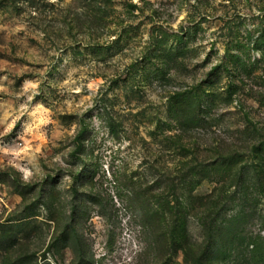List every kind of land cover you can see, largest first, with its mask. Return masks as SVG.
Instances as JSON below:
<instances>
[{"label":"rangeland","instance_id":"rangeland-1","mask_svg":"<svg viewBox=\"0 0 264 264\" xmlns=\"http://www.w3.org/2000/svg\"><path fill=\"white\" fill-rule=\"evenodd\" d=\"M262 144L264 0H0V264H264Z\"/></svg>","mask_w":264,"mask_h":264},{"label":"trees","instance_id":"trees-1","mask_svg":"<svg viewBox=\"0 0 264 264\" xmlns=\"http://www.w3.org/2000/svg\"><path fill=\"white\" fill-rule=\"evenodd\" d=\"M241 150H243V151L229 150V151H227L228 154H224V156H219L217 161L215 162L218 166L217 171L223 167L226 170L229 169V171H230L236 165L241 164V162L244 159H246V158L247 159H253V161L255 162L254 165H256V163L258 164V167L253 169L254 178L257 180L259 185L263 186V189L261 191H262L263 198H264V183L261 182V181L264 182V144H262L260 147H258L255 150L248 151L247 154L245 152V148H242ZM219 172H221V171H219ZM221 183H222L221 179H218L216 181L217 185H219V184L221 185ZM221 188H222V186L220 187V189ZM220 189H218V190H220ZM216 191H217V189L214 190V194L216 193ZM208 197H210V196H208ZM203 199L204 198L201 199V201H200L201 203H202ZM243 241L244 240H241V242H243ZM230 242L231 243L235 242V234L231 235ZM249 244L251 245L250 252H252L254 254L253 259H255L256 256H258L259 261L264 262V255H263L264 251H263V248L261 247V245L253 242V239L247 241L248 246H249Z\"/></svg>","mask_w":264,"mask_h":264}]
</instances>
